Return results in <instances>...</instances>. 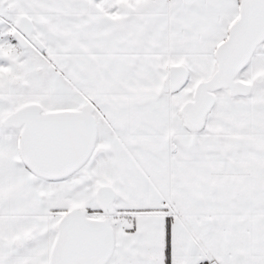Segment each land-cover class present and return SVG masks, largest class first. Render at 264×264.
Wrapping results in <instances>:
<instances>
[{
    "label": "snow or ice",
    "instance_id": "6c2138e0",
    "mask_svg": "<svg viewBox=\"0 0 264 264\" xmlns=\"http://www.w3.org/2000/svg\"><path fill=\"white\" fill-rule=\"evenodd\" d=\"M0 264H264V0H0Z\"/></svg>",
    "mask_w": 264,
    "mask_h": 264
}]
</instances>
